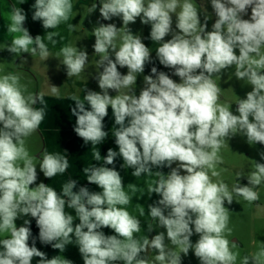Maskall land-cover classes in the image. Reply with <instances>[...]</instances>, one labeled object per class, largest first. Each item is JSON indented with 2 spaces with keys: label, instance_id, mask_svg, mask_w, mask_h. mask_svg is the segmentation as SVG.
I'll use <instances>...</instances> for the list:
<instances>
[{
  "label": "clouds",
  "instance_id": "obj_1",
  "mask_svg": "<svg viewBox=\"0 0 264 264\" xmlns=\"http://www.w3.org/2000/svg\"><path fill=\"white\" fill-rule=\"evenodd\" d=\"M210 2L216 20L208 31V15L202 24L200 10L192 0H99L103 20L119 17L123 23L120 28L114 23L100 24L93 30L94 53L103 69L96 76L101 91L88 90L82 99L66 97L75 101L71 109L76 117L74 131L85 144L91 143L96 161L102 159L96 145L108 135L103 121L111 107L118 126L113 127L112 135L119 151L109 149L103 162L113 165L119 155L122 167L134 169V177L158 178L147 186L149 196L156 193L161 197L148 206L149 217L166 234L159 232L151 239L137 237L141 221L127 210L133 196L125 191L115 168L92 165L83 169L88 182L101 192H90L86 187L75 192L77 181L73 179L62 184L60 193L43 182L30 187L38 180V172L25 139L45 120V93L28 92L17 74L0 76V234H9L0 239V264H32L34 258H39L37 264H72L60 256L48 259L35 246V239L29 245L31 221L25 219L20 227L15 223L29 215L36 221L42 244L63 252L73 243L74 235L84 264H181V253L187 256L190 249L200 264H236L239 254L231 250L224 235L231 231L225 201L229 205L234 197L249 204L258 201L256 189L264 183V163L255 162L254 170L247 174V186L236 182L230 190L225 182H213L212 178L220 176L216 171L223 163L219 153L232 136L240 134L250 145H264V0ZM32 7V19L42 21L44 29L54 30L69 21L74 6L71 0H35ZM96 8L93 2L89 13ZM249 9L250 18L244 19ZM137 18L151 25L149 38L158 45L159 63L179 77L176 82L153 66L151 74L143 77L144 87L138 96L134 92L137 77L151 62L152 50L128 27ZM25 20L24 11L13 6L8 33L23 34L15 36L7 50L16 56L30 53L47 60L50 50L45 40L55 45L58 33L50 31L33 39L23 26ZM68 27L74 29L75 25ZM169 35L171 39L165 40ZM118 38L121 43L117 48ZM58 55L63 57L69 78L85 71L89 59L86 50L66 45ZM118 66L126 67L127 74L122 75ZM233 66L235 78L251 86L246 98L236 103L238 114H233L231 105L219 102L221 87L213 79ZM121 89L129 91L122 93ZM50 90L51 97L60 99L59 87L50 85ZM109 90L117 94L111 96ZM37 104L41 106L35 107ZM260 155L264 159V152ZM69 167L67 156L46 149L38 166L48 179L65 174ZM154 167L171 171L165 175L153 172ZM243 176L242 172L236 174ZM128 187L132 193L137 190L135 184ZM66 206L75 210L79 219L75 226L76 217L65 211ZM144 215L140 206V216ZM102 228L114 230L115 235L106 236ZM152 230L149 224L148 231ZM194 233L199 238L192 243ZM261 245L251 256H243L241 264H264V243ZM149 249L156 253L153 262L144 255Z\"/></svg>",
  "mask_w": 264,
  "mask_h": 264
},
{
  "label": "rangeland",
  "instance_id": "obj_2",
  "mask_svg": "<svg viewBox=\"0 0 264 264\" xmlns=\"http://www.w3.org/2000/svg\"><path fill=\"white\" fill-rule=\"evenodd\" d=\"M93 2L97 4V8L95 11L89 13V7H91ZM182 2L183 0H181V3ZM192 2L197 3L196 6L200 10L199 15L202 24L204 23L205 15H208L207 30L211 31V26L215 22L216 16L210 0H192ZM99 7V0H75V9L72 19V24L75 25V27L70 30L69 46L86 50L89 58L85 66V71L79 76H73L71 78L67 76V69L66 66L62 64L63 57L61 55L54 56L50 53V57L44 61L39 55L31 56L30 53H21L20 56H16L14 53H10L6 47L11 44L15 36L21 34L8 33V24L10 22L7 20L0 26V76L8 73L19 75L21 78L20 83L25 85L27 91L33 94L43 92L51 95V85L59 87L60 96L86 95V92L90 90V85L93 84V72L99 67L97 63L99 56L94 53L93 48L95 43V36L93 35L94 28L98 27L100 24L107 25L109 23H114L117 28L123 26L122 20L119 17H113V19L109 21L103 20L100 17ZM179 10L178 8L177 12H179ZM250 15L251 9L248 10V14L243 18L249 19ZM173 21V28H175V17H173ZM128 27L134 35H139L142 42L152 50L151 62L146 63L143 74L150 75L151 68L155 66L158 71L169 74L174 81L179 82V77L172 75L173 70L165 68L156 58L155 49L158 45L149 38L151 25L142 24L140 18H137L136 22L130 23ZM168 39H171V35L165 37V40ZM116 43L118 48L121 43L119 38ZM261 52L264 53V48L261 49ZM111 58L114 59V54H112ZM118 68L120 69L119 66ZM234 72L235 66L223 70L221 74L213 76V79L221 87L219 102L224 105H231L233 114H238L236 112V103L239 99L246 98V93L251 91V86L247 85V81H238L234 76ZM137 80L140 79L137 77ZM81 83H84V88L80 86ZM133 87H135V85H133ZM143 87L144 83L137 81L134 89L137 96ZM0 127H2V125H0ZM45 138L46 137L39 128L38 131L25 139V146L29 155L34 158V163L37 165L38 180L35 184L30 186L32 188L44 181L43 173L40 172L38 166L46 148ZM261 152H264V145L259 143L250 145L246 137L240 134L232 136L225 142L220 150L219 155L223 158V163L217 165L216 171L220 172V176L213 177V182L222 180L229 186L230 190L236 182L241 186H247V174L254 170L255 162L264 163V159H262L260 155ZM19 163L20 166H22V162ZM173 167H176V165L173 164ZM238 172L244 173V176L236 177ZM181 174L184 173L182 172ZM209 174L211 173L209 172ZM256 190L259 193L260 199L252 204H249L241 197H234V201L231 205L225 201L224 206L229 210L228 228L231 231H226L224 235L230 241L229 246L231 250L239 254L236 264H241L243 256H251L259 250L262 246L261 243H264V183ZM257 205H259V207H257ZM25 219L31 221L30 225L36 222L30 215L21 217L15 221L17 227L23 226ZM155 225L156 222L153 221V230L149 233V239L159 232H165L166 234L164 228L155 227ZM8 235V233H2L0 234V239L7 238ZM198 238V234L194 233L190 239L192 243H195ZM166 243H169V248L173 247L167 239ZM176 250L178 251V249ZM144 255L150 262H153L156 253L149 249ZM38 260L39 258H34L32 264H37ZM181 264H200V261L190 249L187 256L181 253Z\"/></svg>",
  "mask_w": 264,
  "mask_h": 264
},
{
  "label": "crops",
  "instance_id": "obj_3",
  "mask_svg": "<svg viewBox=\"0 0 264 264\" xmlns=\"http://www.w3.org/2000/svg\"><path fill=\"white\" fill-rule=\"evenodd\" d=\"M73 4V11L71 13L70 19L66 24H61L57 29H44L42 25V21L33 20L32 16L35 9L32 7L34 5L35 0H25L24 3H20V0H0V26L2 23L7 20L10 22V14L13 6L21 8L26 14V20L24 22V28L27 29L29 34L33 37V39L40 35L44 37L47 32L54 31L58 33V35L54 36V39L57 41L55 45L45 40V43L48 44L51 55L60 56L59 50L63 46H69V38H70V30L68 24L72 23L73 12L75 9V0H71ZM23 34V33H19ZM34 45H31L32 47ZM102 68H96L93 72V84L90 85L91 91L100 92V88L98 86V81L96 79L97 73L102 71ZM118 71L122 75L127 74V68H118ZM145 74L138 75L140 83H144L143 77ZM80 86L84 88V83H81ZM128 89H121L122 93H127ZM117 93L114 90H109V95L115 96ZM83 94L77 97L83 98ZM67 96H60V99L51 97L50 94H45V100L47 102L46 109V117L44 122L40 125V130L43 135L46 137V150L49 152H59L62 155L67 156L69 159L70 167L67 172L63 175H57L52 179L45 178L44 175V183L46 185L52 186L56 189L58 193L61 192L62 184L68 181L69 179H73L77 181L76 188L73 191L78 192L80 187H86L90 192H101L97 185L91 184L88 182L83 169L85 167H91L92 165L96 166H106L109 168H115L123 178V185L125 187V191L129 192L132 195V201L129 205H127V210L131 215L136 216L141 221V229L142 231L137 235V237L149 236L148 225H152V220L149 217V205L155 204L161 197L152 193L150 196L147 193V186L154 179H158L157 177L142 175L139 178H136L132 175L134 171L133 168H125L122 167L123 159L119 155L116 157L113 165H105L103 162V157L107 155L109 149L114 151H119L118 146L115 143V137L112 135L114 132V116L112 114V109L109 107L108 115L105 117L104 123V131L108 133L107 137L103 142L99 145H96V148L99 150L102 159L100 161H96L93 159V146L91 143L85 144L82 138H80L74 131L76 126V117L72 115L71 109L75 107V101L66 98ZM41 105L37 104L36 107H40ZM86 109L90 110L89 105H85ZM153 172L161 171L165 175H167L171 169L168 167L163 168H153ZM129 184L136 185V192L132 193L131 189L128 187ZM140 206L144 208L145 215L140 216ZM65 211L69 214L76 217V213L74 209L65 208ZM79 223L78 217L74 219L73 226ZM32 236L29 239V245H32L33 239H35V246L42 252L46 254L48 259L53 258L54 256H60L65 259H68L72 262V264H84L82 255L79 252V247L75 243V237L73 235V243H70L65 246V250L60 252L58 249H54L50 244L45 245L39 241V229L34 222L30 225ZM101 231L106 235H115L114 230L110 228H102ZM49 249V251H48ZM117 264H123V262H117Z\"/></svg>",
  "mask_w": 264,
  "mask_h": 264
}]
</instances>
